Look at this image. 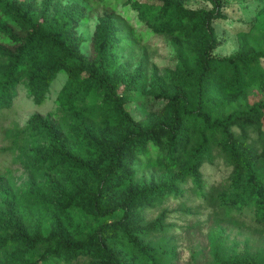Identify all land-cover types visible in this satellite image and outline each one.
<instances>
[{
  "label": "trees",
  "instance_id": "obj_1",
  "mask_svg": "<svg viewBox=\"0 0 264 264\" xmlns=\"http://www.w3.org/2000/svg\"><path fill=\"white\" fill-rule=\"evenodd\" d=\"M83 1L111 10L92 35L89 56L81 53L84 40L77 33L83 12L62 8L58 0H0V116L11 109L19 86L42 103L58 74L65 75L55 100L57 125L33 116L29 132L15 128L8 137L4 131L9 143L1 151L16 148L34 179L19 195L2 189L0 264L80 258L165 264L169 251L153 248L150 239L165 233L166 210L151 221L143 211L180 195L189 182L200 190V167L214 155L232 169L214 200L217 210L227 217L249 212L264 226V100L226 112L264 82V35L249 27L238 33L235 53L215 57L222 0H205L210 9L186 8L185 0ZM119 5L135 11L152 34L171 37L176 52L173 70L150 80L147 94L162 106L143 121L126 108L145 85L139 71L130 73L117 60ZM38 137L45 145L29 146ZM151 166L163 167L168 177L158 183L135 178ZM214 258V264H259Z\"/></svg>",
  "mask_w": 264,
  "mask_h": 264
},
{
  "label": "rangeland",
  "instance_id": "obj_2",
  "mask_svg": "<svg viewBox=\"0 0 264 264\" xmlns=\"http://www.w3.org/2000/svg\"><path fill=\"white\" fill-rule=\"evenodd\" d=\"M26 1L41 5L45 0ZM58 1L62 8L79 10L84 13L85 20L80 22L77 33L84 40L80 48L81 53L89 56L92 35L111 10L106 7L95 8L93 2L83 0ZM222 1L225 17L214 24L221 42V45L213 52L215 57H225L235 53L238 48V33L246 31L249 27L264 35V14L259 13L264 0ZM185 6L189 9L211 8L205 0H185ZM116 10L118 16L114 19L118 25V37L120 38L116 51L118 63L130 73L139 71L140 79H144L145 85V88L141 86L139 91L132 94L136 99L126 108L136 120L143 121L152 111H157L162 106V103L153 100L147 94L150 80L153 77L161 78L173 70L177 63L176 52L171 37L152 34L143 23L138 21L136 12L130 7L125 8L119 5ZM130 26L134 34L129 31ZM261 65L264 68V60ZM64 81L65 75L58 74L42 103H37L23 86H19L13 96L11 109L1 114L0 204L2 189L19 195L30 188L34 179L23 163L26 158L24 156L19 158V151L16 148L10 152L1 151L9 143V140L3 137L4 131L8 130V137L12 136L11 130L15 128L27 129L26 132H29L28 126L33 116L49 120L57 125L54 119L57 108L55 100ZM258 99L264 100V82L250 88L247 94L240 101L234 102L226 109V112L245 108ZM235 131L238 132V130ZM250 141L257 143L256 133L250 134ZM31 145L44 146V138H36V142L29 143V146ZM231 171L232 169L227 166L221 156L214 155L211 163L206 162L200 167L203 182L200 190L189 182L182 186L180 195L167 198L156 209L143 211L145 220L151 221L166 210L165 233L150 239L153 248L158 250L165 248L169 251L162 263L214 264L216 253L220 259L240 257L264 264V226L256 223L249 212L227 217L217 210L214 200L225 191ZM168 175L163 167L151 166L139 170L135 178L147 183H158ZM41 180L37 178L36 182ZM32 224V220L27 222L28 230ZM40 230L42 234L47 235L49 233L48 222L41 223ZM94 262L95 259L92 258H80L70 263L56 262V264H93Z\"/></svg>",
  "mask_w": 264,
  "mask_h": 264
}]
</instances>
